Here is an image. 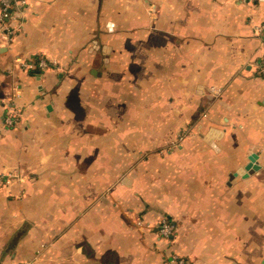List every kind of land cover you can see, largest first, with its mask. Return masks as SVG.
Here are the masks:
<instances>
[{"label": "crops", "instance_id": "crops-1", "mask_svg": "<svg viewBox=\"0 0 264 264\" xmlns=\"http://www.w3.org/2000/svg\"><path fill=\"white\" fill-rule=\"evenodd\" d=\"M263 23L264 0L0 3V264H264Z\"/></svg>", "mask_w": 264, "mask_h": 264}, {"label": "built area", "instance_id": "built-area-1", "mask_svg": "<svg viewBox=\"0 0 264 264\" xmlns=\"http://www.w3.org/2000/svg\"><path fill=\"white\" fill-rule=\"evenodd\" d=\"M28 0H0L2 15L3 18H7L10 15L11 9H16L20 11L26 4ZM10 33L12 34L14 31L10 29ZM257 31L264 34V23L257 26ZM38 67L40 68H48L50 67L48 61L45 59H40L37 62ZM259 70L262 75H264V56L261 58L259 62ZM212 91L215 94H220V90L212 87ZM8 113L5 117V123L9 127H16L18 125V111L16 110V103L14 100H10L7 103ZM9 180L4 175H0V186L7 183ZM160 233L165 238H172L175 234L176 227L174 223L168 218H162L159 225ZM172 261L176 262L177 264H187L185 259L180 255H172ZM22 264H29V263H22Z\"/></svg>", "mask_w": 264, "mask_h": 264}, {"label": "water", "instance_id": "water-1", "mask_svg": "<svg viewBox=\"0 0 264 264\" xmlns=\"http://www.w3.org/2000/svg\"><path fill=\"white\" fill-rule=\"evenodd\" d=\"M256 155L251 156V163L247 166L246 170H249L250 172L253 171V168H256L257 165H254L253 161L255 162Z\"/></svg>", "mask_w": 264, "mask_h": 264}]
</instances>
